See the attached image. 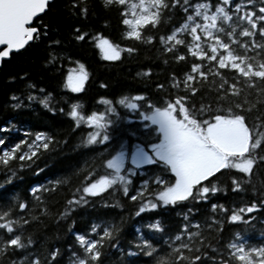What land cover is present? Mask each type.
Here are the masks:
<instances>
[{
	"label": "trees",
	"instance_id": "obj_1",
	"mask_svg": "<svg viewBox=\"0 0 264 264\" xmlns=\"http://www.w3.org/2000/svg\"><path fill=\"white\" fill-rule=\"evenodd\" d=\"M191 2L195 3L197 0ZM210 2L214 6L218 0ZM253 4L258 14V9L262 6L261 0H253ZM71 5L72 0H52L45 12L33 21L32 26L37 28L39 37L22 50L12 53L0 66V140L3 141L0 143V156L4 150H11L12 146L24 141L7 165L0 163V213L8 211L9 219L28 221L14 232L22 236L26 249L10 251L7 256L0 257V264H14L21 257L27 258L30 255L39 256L42 264H52L49 252L53 249L58 251L55 264H70L72 253L80 252L75 241L76 233L89 239H99L103 227L111 224L120 228L111 240V244H116L117 247H111L105 240L101 264H156V260L161 257L167 261V254L172 248L179 242H188V231H199L205 240L203 243L198 238L194 240L190 245L192 253L184 250L186 256L196 255L199 260L189 259L183 264H220L221 258L229 259L225 252L229 241L242 242L251 247L264 246V205L259 204V200L264 198V162L259 160L247 178L250 182L244 185L242 192L232 190L230 177L235 175L240 178L243 174L236 170H221L223 175L216 174L215 182L225 190L206 194L207 201L180 202L175 207L165 206L166 211L157 209L153 213L141 214L140 217L133 215L140 198L136 201L129 200L119 189H108L97 196H85L86 202L75 205L68 203L82 194L83 186L104 174L102 162L110 158L109 153L115 154V151L123 150L127 157L126 163L131 166L130 156L134 144L146 148L145 141L158 142L154 139L158 134L154 131L149 133L143 127L147 122L139 120L137 113L128 112L117 105L119 119L115 124L108 125L110 140L105 144L87 145L83 141L89 127L77 126L67 115L72 104H77L79 111L86 116L92 111L104 109L103 105L96 103L101 96L115 101L124 96L142 94L154 105L160 106L170 98L187 95L188 107L199 109L203 103L214 109L218 95L215 86L221 82V78L214 76L212 69L215 67L229 83L236 76L235 70L219 69L211 61L204 62L189 55L187 41L190 37L187 34L181 37L186 41L184 45L176 46L174 51H163L160 37H166L182 22L183 13L179 9L163 13L165 19L155 28L146 25L142 35L145 38L153 36L151 42H146L124 36L126 26L120 23L117 6H105L104 0H83L87 15L82 17L79 9ZM75 29L87 33L85 39L77 41ZM96 33L122 49L119 60L107 61L101 58L99 49L95 46ZM254 35L257 40L260 39L258 32ZM239 39L244 41L247 38ZM202 47L207 52L206 46ZM232 47L238 54H243L238 45ZM127 48L135 51L129 53L123 50ZM222 52L221 49L220 53ZM50 54L55 57L51 62ZM176 55H183L184 59L176 60ZM248 55L253 53L249 51ZM193 63H202V70L207 73L206 78L196 77L193 84L197 89L196 93L186 92L184 89V74L190 72ZM80 64L84 65L88 78L84 81L82 90L73 93L64 86V80L69 72L79 73ZM145 71L147 75H144ZM101 84L105 87H101ZM157 84L162 87L157 88ZM257 84L264 91V84ZM241 87H244L243 78ZM249 91L251 95H246ZM29 94L36 98L29 100ZM12 97L16 99L13 100ZM45 97H48L45 101L48 107L40 103ZM229 99L237 102L246 100L245 108L255 105L243 114L248 124L257 128V134L264 130V94L244 88L238 97ZM212 114L218 113L213 110ZM204 118H208L207 113ZM149 127L154 128L150 124ZM36 133L51 138L46 141L49 145L47 149L42 146L36 148L35 145L33 149L29 148L34 141L36 145L41 144V141H36ZM33 150L35 155H32ZM21 155H26V159L20 160ZM257 155L264 156V145L257 149ZM158 167L159 165H144L136 170L131 177L129 195L137 194L142 179L158 174ZM85 177L88 179L85 180ZM156 187L154 184L150 185L151 189ZM33 188L37 189L35 193L31 191ZM253 201L257 202V209L244 214L245 220L249 216L252 217L251 220L247 223L227 221L226 215L231 214L232 210L250 205ZM19 202L26 205L25 209L19 208ZM212 203L223 204L228 212L222 214L217 210L213 213ZM42 208L44 211H41ZM189 208L192 209L191 212ZM62 212L65 213L64 216L60 215ZM149 215L153 217V221L162 216L164 223L161 233L150 235L149 230L143 227L150 222ZM213 220L216 223L209 229L208 225ZM193 224H198L199 227L193 228ZM93 225H100L96 233L89 232ZM184 225L187 228L182 232ZM177 235L180 237L179 241L171 239ZM8 236L7 232L0 230V240ZM138 236H150L154 254L145 255L144 249L130 247L137 242ZM28 240L32 243L27 244ZM197 248L199 250L195 251ZM233 264L240 262L233 261Z\"/></svg>",
	"mask_w": 264,
	"mask_h": 264
},
{
	"label": "snow or ice",
	"instance_id": "obj_2",
	"mask_svg": "<svg viewBox=\"0 0 264 264\" xmlns=\"http://www.w3.org/2000/svg\"><path fill=\"white\" fill-rule=\"evenodd\" d=\"M104 4L105 6H117L121 17L120 23L126 26L124 32L126 38L146 40V42H151L153 36L149 35L145 38L142 35L144 27L150 25L155 28L165 19L163 13L179 9L183 13L182 22L174 27L166 37H160L163 51L167 53L174 51L176 46L184 45L186 41L181 37L187 34L190 37L187 41L189 55L204 62L211 61L219 69L235 70L236 76L233 82L229 83L215 67L212 69V74L221 78V82L215 86L218 95L214 109L203 103L199 109L188 107L189 97L187 95L170 98L163 101L160 106L154 105L142 94L124 96L115 101L101 96L96 103L103 105L104 109L92 111L86 116L79 111L77 104H72L67 115L77 126L87 125L89 127L90 130L83 141L87 145L105 144L110 140L108 125L115 124L119 119L117 105L128 112L137 113L139 120L147 122L143 127L149 133L153 131L157 133L154 139L158 142L145 141L148 150L139 144H134L130 159L131 166L126 163L127 157L123 150H117L115 154L109 153L110 158L102 162L104 174L83 186L82 194L68 203L75 205L86 202L85 196H97L108 189L113 191L119 189L129 200L136 201L138 197L140 198L137 211L133 213L140 217L141 214L153 213L157 209L166 211L165 206L175 207L180 202L207 201L206 194H215L225 190L218 187L215 182L216 174L223 175L221 170L229 172L236 170L237 173L243 174L240 178L235 175L230 178L234 192L244 191V185L250 182L247 178L250 177L254 165L258 160L264 162V156L257 155V149L264 145V130L257 134V128L251 127L243 114L255 105L245 108L246 100L237 102L230 100L229 97H238L244 88L264 94L257 84V82L264 84V0H261L262 6L259 7L258 14L255 11L253 0H241V2L218 0L214 6L210 0H197L195 3L191 0H104ZM246 5L252 7L247 8ZM46 6L47 0H0V46H4L0 50V58L8 57L11 50L22 49L29 41L39 37L37 28L33 27L31 22L39 13L44 12ZM71 7L78 8L80 16L87 15L83 0H72ZM256 32L259 33V40L255 38ZM74 33L77 41L85 39L87 35L79 29H75ZM225 37L227 42H225ZM240 37L247 39L242 41ZM94 41L102 59L107 61L120 59L122 49L119 46L112 44L100 33L95 34ZM202 45L206 46L207 52L204 51ZM232 45H238L239 49L243 50V54H238ZM221 49L222 53H220ZM123 50L129 53L135 51L133 48ZM249 51L253 55L249 56ZM174 58L183 60L184 56L176 55ZM54 59L55 57H51L50 54V62ZM78 67V74L73 75L69 72L64 80V86L73 93L80 92L84 81L88 78L84 65L80 64ZM203 67L202 63H193L190 72L184 74L186 92H197L196 87L193 86L196 77H207V73L202 70ZM147 74L145 71L144 75ZM241 78H243V88ZM29 87L34 86L29 85ZM101 87L105 85L101 84ZM156 87L162 86L157 84ZM246 95H251V91ZM35 98L29 94V100ZM12 99L15 100L16 97ZM47 99L48 97H45L40 100L45 107H48L45 102ZM221 104L226 106L222 107ZM213 110L218 114L213 115ZM206 113L208 114L207 119L204 118ZM149 124L154 128H150ZM50 139V137L45 138L41 133H36V141H41V144L36 145L34 141L29 148L33 149L35 145L36 148L42 146L47 149L49 145L46 141ZM0 143L3 141L0 140ZM23 143L24 141L21 140L12 146L11 150H4L0 156V163L7 165ZM32 155H35V150L32 151ZM19 159H26V155H21ZM144 165L153 167L159 165L156 169L158 174H153L149 179H142L137 194L129 195L131 177ZM168 173H171L170 177ZM87 179L88 177H85V180ZM152 184L157 187L151 189ZM31 191L35 193L37 189L33 188ZM259 204L264 205V198L259 200ZM25 207L23 202H19L20 209H25ZM211 209L213 213L217 210L222 214L228 212L223 204L212 203ZM256 209L257 202L253 201L250 205L232 210L231 214L226 215V219L230 223H247L252 217L249 216L245 220L244 214ZM41 211L44 209L42 208ZM191 211L192 209L189 208V212ZM9 215L8 211L0 213V221H3L0 223V230L9 234L7 238L0 240V257L7 256L10 251L26 249L22 236L14 232L28 221L9 219ZM60 215L64 216L65 213L62 212ZM185 219L188 217L185 216ZM148 220L150 222L144 224L143 227L149 230L150 235L162 232L164 223L162 216L153 221V217L149 215ZM215 223L216 221L213 220L208 225L209 229ZM99 227L100 225H93L89 232L96 233ZM192 227L198 228L199 225L193 224ZM185 228L187 225L182 226L181 231L183 232ZM119 231L118 225L111 224L103 227L99 239H89L85 235L76 233L75 241L79 245L80 252L72 253L73 258L70 264H101L102 246L105 240L110 243L111 247H117L116 244H111V240ZM186 235L189 238L188 242H179L167 254V261L161 257L156 260V264H174V262L183 264L189 259L198 261L199 256H186L184 250L187 249L189 253H192L193 248L190 245L194 240L198 238L203 243L205 237L199 231H188ZM171 239L179 241L180 237L177 235ZM237 239L240 238L237 237ZM31 243V240L27 241V244ZM130 247L144 249L145 255L155 253L150 236L148 238L138 236L137 242ZM198 250V248L195 249V251ZM225 252L229 259L221 258L220 264H233V261H238L240 264H264V246L251 247L242 242L229 241ZM57 255L58 251L55 249L49 252L52 264H55ZM14 264H42V261L39 256L30 255L27 258L21 257Z\"/></svg>",
	"mask_w": 264,
	"mask_h": 264
},
{
	"label": "water",
	"instance_id": "obj_3",
	"mask_svg": "<svg viewBox=\"0 0 264 264\" xmlns=\"http://www.w3.org/2000/svg\"><path fill=\"white\" fill-rule=\"evenodd\" d=\"M52 2V0H47V5L49 4V3H51ZM46 8H47V6H46ZM46 8H45V10H46ZM45 10H44V12H45ZM44 12H42V13H39L34 19H33V21L36 19V18H38L39 16H41ZM33 21L31 22V24H33ZM32 41V40H31ZM31 41H29L26 45H28ZM25 45V46H26ZM24 46V47H25ZM4 46H0V50H2V48H3ZM23 47V48H24ZM22 48V49H23ZM22 49H19V50H11L10 51V53H9V56L8 57H4V58H0V66H1V64H2V62L3 61H6V60H8L9 59V57H10V55L12 54V53H14V52H18V51H20V50H22Z\"/></svg>",
	"mask_w": 264,
	"mask_h": 264
},
{
	"label": "rangeland",
	"instance_id": "obj_4",
	"mask_svg": "<svg viewBox=\"0 0 264 264\" xmlns=\"http://www.w3.org/2000/svg\"><path fill=\"white\" fill-rule=\"evenodd\" d=\"M73 75H76V74H73ZM142 147V146H141ZM146 150H148V149H146ZM130 159H131V156H130Z\"/></svg>",
	"mask_w": 264,
	"mask_h": 264
}]
</instances>
